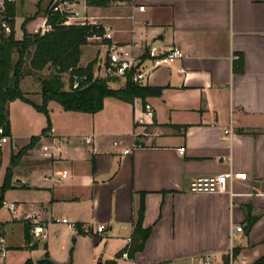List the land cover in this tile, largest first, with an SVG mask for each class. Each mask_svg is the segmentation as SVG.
<instances>
[{"label":"crops","instance_id":"obj_1","mask_svg":"<svg viewBox=\"0 0 264 264\" xmlns=\"http://www.w3.org/2000/svg\"><path fill=\"white\" fill-rule=\"evenodd\" d=\"M79 1L89 15L97 13L93 23L112 34L109 42L89 39L80 65L95 60V72L102 63L107 69L106 50L114 43L124 56L136 58L135 71L144 72L139 83L160 93L146 98L151 113L139 98L131 103L106 98L95 114L59 110L57 125L40 135L46 143L60 142L61 152L48 158L42 148L29 149L12 167L10 187L2 190L11 155L25 146L13 145L11 131L1 145L5 254L0 264L28 258L35 263L45 255L74 264L70 251L78 258L77 242L86 238L94 247L101 242L113 247L91 249L89 264H221L234 248L239 250L235 264L264 255V0H111L104 6ZM45 10L37 12L41 25L29 29L35 16L21 17V32L16 16L15 37L21 38L23 29L40 30ZM96 47L105 49L103 62L94 58ZM172 47L185 56L153 67L150 51L161 56ZM38 88L37 96L39 80ZM61 171L67 172L61 181L44 180ZM228 171L246 173L233 181V196L188 190L197 176ZM141 198L142 226L151 231L131 260L116 257L131 236ZM247 215L254 217L248 231ZM25 221L46 225L44 240L33 237L35 248L26 247ZM57 223L67 225L61 247L49 235ZM76 223L84 233L77 232ZM101 224L106 229L97 232ZM68 240L72 246H66Z\"/></svg>","mask_w":264,"mask_h":264},{"label":"trees","instance_id":"obj_2","mask_svg":"<svg viewBox=\"0 0 264 264\" xmlns=\"http://www.w3.org/2000/svg\"><path fill=\"white\" fill-rule=\"evenodd\" d=\"M111 0H85L86 3L95 6H104ZM15 5L11 0L4 1V9L0 11V129L1 136L11 137V126L9 120L8 105L11 101L20 99L31 104L35 109L45 113L48 126L41 134L50 129V121L47 105L50 102L57 103L64 111L95 114L103 108L106 98H114L124 102H132L135 98L146 105L148 96L160 93V88H152L133 81L135 68L129 69L124 78V84L118 88L110 86L116 78L106 74L100 76L95 74V60L86 65H80L82 47L88 43L93 34H102L105 29L96 23H65L66 14L54 13L50 9L45 12L47 23L51 29L45 32H27L23 29L21 38L15 37ZM8 27V31L5 29ZM109 42V40H106ZM108 66V60L105 61ZM47 70L46 74L42 72ZM25 76H36L41 84L40 105L32 102L20 88V81ZM67 84V88H65ZM39 136H34L31 141L10 157V167L4 175L2 190L10 187L12 179V167L16 166L22 155H24ZM0 147V167H1ZM144 213L143 198L139 203L136 218L133 222V230L130 241L116 253L120 257L127 248L130 259L137 251L144 247L146 239L151 231L150 227L142 226ZM254 217L246 216V231L253 223ZM78 233H84L80 223H76ZM32 224L24 222V239L26 247L35 248L37 241H33L31 234ZM74 240V239H73ZM237 248L232 249L233 257L238 255ZM48 257L47 255H45ZM20 264H35L30 258ZM97 264H115L114 260L98 261ZM222 264H229V256L225 254ZM249 264H264V255Z\"/></svg>","mask_w":264,"mask_h":264},{"label":"rangeland","instance_id":"obj_3","mask_svg":"<svg viewBox=\"0 0 264 264\" xmlns=\"http://www.w3.org/2000/svg\"><path fill=\"white\" fill-rule=\"evenodd\" d=\"M8 1V0H7ZM54 0H15V12L17 16V22H18V31L21 32L22 30V25H21V17H25L27 15L32 16L34 15L35 17L32 18L35 19L29 23L28 29L33 27L34 25L40 24L41 22V15L37 16V12L39 8L44 7L45 12L50 9L51 4L53 3ZM83 5L82 1H79L72 7V12L73 13H79L80 15H85L87 17H92V19H88L86 21L90 22H97V13L94 11L92 13H87L84 9L81 8V5ZM92 15V16H91ZM72 22H76L77 20H72ZM41 25V24H40ZM97 54L94 55V58L98 62V60H102L105 56V49L104 48H99L96 47ZM106 53H108V50H106ZM101 57V59H100ZM97 66V65H96ZM48 71L45 70L42 73L46 74ZM95 74L100 75V76H106V74L112 76L113 78H116L113 82H110V86L112 87H119L120 85L122 86L124 84V78H121L108 69L104 68L103 63L101 64L100 69L98 72H95ZM29 79H25L24 81H21L20 83V88L23 91H30L32 93H26L27 97L34 102L37 105H40L42 102L41 95L39 93V96H37L36 92L38 88V78L36 76H28ZM65 88H67V84H65ZM25 93V92H24ZM110 99V98H109ZM112 99V98H111ZM48 108V115H49V121H50V126L57 125L59 122L60 118L58 116V112H62L64 114L63 109L54 102L48 103L47 105ZM9 110V120H10V126H11V131L13 133V145L14 146H24L28 144L31 141V138L34 136H39V139L34 143L31 150L38 152L39 149L42 148L43 145L46 144L44 142V139L40 135L43 129H45L48 126L47 122V117L44 112L39 111L35 109L31 104L26 103L20 99L14 100L8 107ZM75 116V115H74ZM79 116V115H76ZM41 136V137H40ZM9 142V138L7 140ZM50 142V141H48ZM47 142V143H48ZM6 143V142H5ZM45 143V144H44ZM60 143V142H59ZM4 144V143H2ZM0 144V147L1 145ZM64 145V144H63ZM10 148V145H7L5 147V153L3 155V158L6 160L8 157V149ZM21 149V148H20ZM19 149V150H20ZM42 150V149H41ZM59 153L56 154L58 156ZM51 174V172L49 173ZM56 226L58 228L50 229L49 230V235L51 237L50 240H53L56 242L55 246L56 247H61L62 243L61 239L66 237V224L62 223H57ZM67 244L69 246H72L70 240L67 241ZM78 248L81 247L80 249V254L79 257L77 258V255L74 256V252L70 251L71 254H69V260L73 259L74 264H77V261H79L81 264H89V256H90V250L93 249L94 252L98 251L99 249H102V251L106 250L107 252H110L111 248L113 247H103L102 242L99 243L96 247H94L93 243L89 238H86L84 241L80 239L77 242ZM72 257V258H71ZM222 264V263H221Z\"/></svg>","mask_w":264,"mask_h":264},{"label":"built area","instance_id":"obj_4","mask_svg":"<svg viewBox=\"0 0 264 264\" xmlns=\"http://www.w3.org/2000/svg\"><path fill=\"white\" fill-rule=\"evenodd\" d=\"M4 1L1 0L0 4V11L4 9ZM9 1V0H8ZM78 2V0H54L51 4L52 12L54 13H61L66 14V20L65 23H93V21H86L88 19H92V17H87L85 15H80L79 13H73L72 7ZM143 9L142 6H140V10ZM72 20H77L76 22H72ZM1 22V19H0ZM3 26H5V29L8 31V27L5 25V23H2ZM51 29V24L47 23V19H45L43 23V27L40 30H36L35 32H45ZM90 40H94L97 42H105L106 40L112 41V34L109 31H104L102 34H93L89 37ZM150 55L152 57H155L153 60V67H157L161 64H168L173 62L174 60L178 58H182L185 56L184 52H182L181 49L178 47H172L168 49L165 53H163L161 56L155 54L153 51H150ZM107 60H108V66L107 69L114 73L117 76L123 77L125 73L135 66L136 58L132 55H125L120 52L114 43H111L108 46V53H107ZM144 78V72L141 71H135L133 74V81L139 82ZM145 109L148 113H151V108L149 105H145ZM2 130L0 129V133ZM225 133H229L230 129H226L224 131ZM8 137L7 136H1L0 137V144L7 142ZM86 143L91 142V137H86L85 139ZM43 155L48 158H53L57 153L61 152V145L58 141H51L50 143H46L42 146ZM127 152V150H126ZM57 177H45L44 180L52 179L56 181H61L64 179L67 175L66 171L58 172ZM246 173L245 172H233L228 171L224 173H218V174H211V175H203V176H197L196 178L192 179L189 182L188 190L190 192L194 193H228L230 196L234 195V192L232 191V183L236 179H245ZM13 204H9L10 208H13ZM63 221H66L63 219ZM104 225H98L96 227L97 232H103L105 230ZM234 229L240 231L242 228L240 226H235ZM31 234L36 240H44L46 238L47 232H46V225L43 222L35 221L32 223V229ZM2 242V239H0ZM130 241V238L128 239V243ZM5 254V248L0 247V255L3 256ZM229 256V264H235L234 257L232 254V250H230L228 253ZM121 258L125 260H131L128 256L127 248L124 252H122ZM240 264H246L245 260H242Z\"/></svg>","mask_w":264,"mask_h":264},{"label":"water","instance_id":"obj_5","mask_svg":"<svg viewBox=\"0 0 264 264\" xmlns=\"http://www.w3.org/2000/svg\"><path fill=\"white\" fill-rule=\"evenodd\" d=\"M19 181V180H16ZM35 264H60L50 259L49 257H40L35 260Z\"/></svg>","mask_w":264,"mask_h":264}]
</instances>
